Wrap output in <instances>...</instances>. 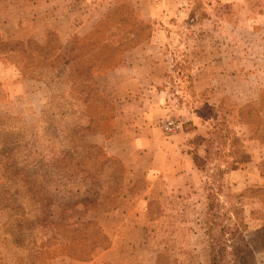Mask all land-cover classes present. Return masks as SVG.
<instances>
[{
	"label": "rangeland",
	"instance_id": "obj_1",
	"mask_svg": "<svg viewBox=\"0 0 264 264\" xmlns=\"http://www.w3.org/2000/svg\"><path fill=\"white\" fill-rule=\"evenodd\" d=\"M206 3L216 4L210 14L229 21L223 27L229 89L221 102H210L207 92L193 94L186 71L169 82L167 117L183 128L199 121L196 127L205 136L199 139L208 147L200 159L197 191L184 205L181 221L163 218L157 191L153 194L147 245L159 251L162 264H240L242 253L247 264H264V192L259 190L264 184L237 185L231 177L251 162L245 152L264 156V144L250 139L259 134L257 126L244 123L249 111L258 118L264 113L242 110L259 103L262 90L256 101L243 103L248 83L236 77L239 70L253 67L259 68L261 80L264 76V26L253 22L264 18V0H198L188 18L207 14ZM236 4L242 7L235 9ZM117 5L86 38H72L76 58L70 67L56 56L67 45H60L55 35L24 43L0 36V264L83 258L93 242L104 240L92 236L91 226L95 214L111 209L123 192L125 168L106 154L99 135L108 136L111 118L129 107L109 91L101 75L152 31L129 0H117ZM243 18L250 26L239 25ZM178 23L171 29L174 39L166 42L185 66L195 44L212 41L184 40L191 29L180 25L181 19ZM253 33L263 40H253ZM214 41L220 50L221 40ZM90 64L95 66L89 72ZM234 164L237 169L227 170ZM71 236L82 237L72 243Z\"/></svg>",
	"mask_w": 264,
	"mask_h": 264
},
{
	"label": "crops",
	"instance_id": "obj_2",
	"mask_svg": "<svg viewBox=\"0 0 264 264\" xmlns=\"http://www.w3.org/2000/svg\"><path fill=\"white\" fill-rule=\"evenodd\" d=\"M194 1L198 0H129L131 10L138 19L151 25L152 31L145 41L126 51L117 66L101 75L108 80L109 91L129 107L128 112H116L111 118L112 130L108 136L99 135L106 154L120 160L125 168L123 192L111 209L95 214L108 244L93 250L86 261L64 256L48 264H155L157 249L147 245L148 208L155 191L163 218L182 220L184 205L191 203L189 197L197 191L201 173L194 157L206 156L204 148L208 146L204 140L197 143L196 138L205 137L196 127L198 120L175 134L163 131L161 124L168 118L169 82L186 71L196 97L207 92L206 101L220 102L228 92L230 76L229 54L223 45L227 40L223 27L229 21L210 14L216 7L210 3L204 4L207 14L188 18ZM118 7L117 0H0V36L42 42L47 33L52 34L60 45H67L63 52L58 49V54L65 55L72 48L73 37L86 38ZM241 7L235 5V9ZM180 19V25L191 29L188 37L183 35L184 40H221V49L218 50L216 43L213 47L195 44L189 61L187 57L183 60L189 66H183L166 42L174 39L175 31L171 29L178 26ZM249 21L243 18L239 25L246 28ZM253 22L264 26V18ZM253 35V40H263L260 33ZM261 76L258 67L238 71V82L248 83L249 87L246 93L249 96L243 103L257 100L263 86L259 83ZM246 140L251 141L249 136ZM263 159L264 156H258L232 171L231 177L237 185L250 182L263 185L258 170ZM179 232L178 229L177 236H182Z\"/></svg>",
	"mask_w": 264,
	"mask_h": 264
},
{
	"label": "trees",
	"instance_id": "obj_3",
	"mask_svg": "<svg viewBox=\"0 0 264 264\" xmlns=\"http://www.w3.org/2000/svg\"><path fill=\"white\" fill-rule=\"evenodd\" d=\"M26 41V40H25ZM143 41H145V40H143ZM142 41V42H143ZM212 41V43H211V47H213L212 45H214V43H216V41H214V40H211ZM19 42H21V43H24L23 41H19ZM141 42V43H142ZM217 44V43H216ZM76 48H74V43H73V45H72V48H71V50L69 51V52H67L65 55H60V54H57L56 56L57 57H59V58H61L62 59V61H63V63H64V65H67V66H69L70 67V65H72V61L76 58ZM75 55V56H74ZM74 57V58H73ZM95 63V62H94ZM186 64V63H185ZM95 65H93V64H90L88 67H87V69H88V71L90 72L91 70H92V68L94 67ZM185 66H189L188 64H186ZM115 67V66H114ZM111 69V68H110ZM93 72H97V70L96 71H94V69H93ZM237 75H238V73H236V77H237ZM260 80H261V78H260ZM262 80H263V82H262ZM262 80H261V82H259V83H261V85H263L262 87H261V90H262V93H261V95H260V101H259V103H253V104H251V105H246L245 107H243V109L242 110H244V109H246V108H250V109H256L257 110V113L258 114H260V115H262V113H264V106H263V104H264V76H263V78H262ZM223 99V98H222ZM222 101V100H221ZM220 101V102H221ZM244 123L245 124H248V125H256L257 126V130L256 131H259V134H257L256 135V138H253V137H251L250 139H256L257 141H259V143H261V144H264V116H262V117H257V116H255V117H253L252 116V114L250 113V111L245 115V118H244ZM196 140L198 141L197 143H200L202 140L201 139H199V137L198 138H196ZM245 156H247V161H248V156H249V159H250V161H253L254 160V156H251L250 154H248L247 152H245ZM201 158H199V157H194V161H195V163H196V165L199 167V163L201 162V160H200ZM245 162H246V160H244ZM200 164H202V163H200ZM224 166V165H223ZM226 167V166H225ZM237 166L234 164L232 167L231 166H229L228 167V169L227 170H229V171H232V170H235V169H237L236 168ZM225 168H223L222 170H221V173L225 176L227 173H225L226 171L224 170ZM258 170H259V175H260V177L263 179V184H264V159L263 160H261L260 162H259V164H258ZM225 173V174H224ZM224 183V182H223ZM260 190V192H264V185H263V187L262 188H260L259 189ZM95 211V210H94ZM79 222V221H78ZM87 225V224H86ZM91 230H92V233L91 234H93L92 236H95V237H100V238H102V239H104L103 240V242L102 243H99V244H97V242H93V244L91 245V247H90V249L88 250L89 251V253L85 256V257H83V258H78V259H76V258H73V257H71V256H68V255H66V256H68V257H70V258H73V259H76V260H79V261H86V260H88L89 258H90V256H91V253L93 252V250H95L96 248H99V247H105V246H107V244H108V241H107V238L105 237V235L102 233V231L100 230V228H99V226L97 225V222L95 221V222H93V224H92V226H91ZM82 237V236H81ZM81 237L80 236H71V242L73 243V241H78V240H80L81 239ZM69 245H71V244H69ZM214 260V259H213ZM238 261H239V263L240 264H247L246 262H245V258L243 257V253H242V256H240L239 258H238ZM155 264H162V261H161V259H160V255H159V251H157L156 252V262H155Z\"/></svg>",
	"mask_w": 264,
	"mask_h": 264
},
{
	"label": "built area",
	"instance_id": "obj_4",
	"mask_svg": "<svg viewBox=\"0 0 264 264\" xmlns=\"http://www.w3.org/2000/svg\"><path fill=\"white\" fill-rule=\"evenodd\" d=\"M163 131L167 134H175L182 130V123L178 120L168 118L162 124Z\"/></svg>",
	"mask_w": 264,
	"mask_h": 264
}]
</instances>
